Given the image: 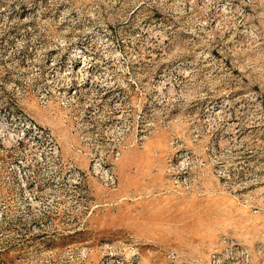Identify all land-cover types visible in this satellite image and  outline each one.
Here are the masks:
<instances>
[{
    "label": "rangeland",
    "instance_id": "374dc122",
    "mask_svg": "<svg viewBox=\"0 0 264 264\" xmlns=\"http://www.w3.org/2000/svg\"><path fill=\"white\" fill-rule=\"evenodd\" d=\"M91 44L119 82L143 61L146 125L117 189L83 178L74 211L32 208L2 152L0 264H264V0H0V112L50 129L83 174L99 132L38 100Z\"/></svg>",
    "mask_w": 264,
    "mask_h": 264
},
{
    "label": "built area",
    "instance_id": "2783aa9c",
    "mask_svg": "<svg viewBox=\"0 0 264 264\" xmlns=\"http://www.w3.org/2000/svg\"><path fill=\"white\" fill-rule=\"evenodd\" d=\"M71 53L63 62L62 70L45 74L40 80L46 89L40 92L38 104L46 109L48 98L53 96L58 109L82 113L85 121L79 123L80 127L99 132L98 140L92 144L96 150L88 155L86 174L63 156L50 129L12 110L0 112V154H11L9 170L17 187L33 200L30 201L32 208L42 206L43 212L55 201L62 203L67 211L81 209L79 188L85 177L115 191L117 182L112 168L120 160L123 150L128 148L132 132H141L146 125L141 118V103L146 97L145 74L139 64L143 61L119 65L118 72L127 76L119 82L108 75L109 67H103L95 45L82 49L74 47ZM72 57L75 58L74 68L82 66L86 57L96 62L95 94L83 92L81 85L84 83L77 78L63 76L65 67L71 66ZM150 59L157 62L160 57L151 55L148 61ZM100 70L106 73L105 76H101ZM156 84L152 88L154 91H157ZM69 149L79 152L73 143L69 144Z\"/></svg>",
    "mask_w": 264,
    "mask_h": 264
},
{
    "label": "bare ground",
    "instance_id": "6f19581e",
    "mask_svg": "<svg viewBox=\"0 0 264 264\" xmlns=\"http://www.w3.org/2000/svg\"><path fill=\"white\" fill-rule=\"evenodd\" d=\"M70 60L72 61L71 66L65 67L64 72L62 73L63 76L77 78L80 83H84V85H81V90L83 92L89 93L90 95L95 94L96 83L98 80L96 74V64L90 60H85L82 66L74 68L75 58ZM82 69L88 73V76L83 73H79Z\"/></svg>",
    "mask_w": 264,
    "mask_h": 264
}]
</instances>
